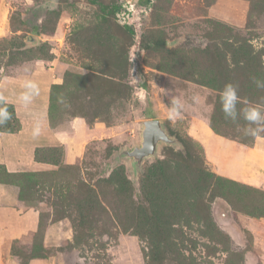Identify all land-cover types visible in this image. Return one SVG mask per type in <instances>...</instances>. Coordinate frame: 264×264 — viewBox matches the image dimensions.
I'll return each instance as SVG.
<instances>
[{"label":"rangeland","instance_id":"rangeland-1","mask_svg":"<svg viewBox=\"0 0 264 264\" xmlns=\"http://www.w3.org/2000/svg\"><path fill=\"white\" fill-rule=\"evenodd\" d=\"M41 1L10 0L0 78L29 75L41 61L60 64L69 79L54 101L42 105L44 95H36V119L21 120L4 100L13 114L0 133L19 134L28 146H5L8 161L14 159L0 164V186L17 207L39 212L43 231L62 224L55 248L40 247L41 232L20 264L39 252L58 254L59 264H264V190L217 174L190 134L203 124L243 146L264 139L245 133L242 116L226 119L219 97L232 82L238 85V111L247 102L264 105V89L253 82L264 81V0H234L248 5L242 26L211 17L218 0H152L137 31L119 15L133 4L132 16H140L139 0H98L120 8L113 16L88 0H60L34 33L25 17ZM28 35L39 43L26 49ZM150 37L179 41L145 51L140 44ZM138 89L148 92L150 106ZM173 96L185 101L183 118L175 122L165 114ZM12 97L16 102L18 94ZM145 119H162L170 134L189 144L191 158L163 148L158 159L144 163L136 194L125 163L107 168L115 152L139 141L138 123ZM37 123L45 134L33 137ZM75 123L88 134L76 165L66 162L55 135L76 129Z\"/></svg>","mask_w":264,"mask_h":264},{"label":"crops","instance_id":"crops-1","mask_svg":"<svg viewBox=\"0 0 264 264\" xmlns=\"http://www.w3.org/2000/svg\"><path fill=\"white\" fill-rule=\"evenodd\" d=\"M235 2L234 0L232 2L218 0L210 9L211 17L242 26L248 14V5H245L246 2L244 1H238V5ZM226 5L230 7L229 10L226 9ZM11 10L10 0H0V38L6 37L10 32ZM61 70L62 66L58 63L53 62L47 67L43 62L38 61L29 75L4 76L0 78V98L14 105L16 114L21 120L24 118L36 119L33 117L35 113L33 105H37V97L34 96L30 104L22 107L23 104L18 98L15 99L16 102L12 100L14 99L12 94L19 95L24 90L22 87L23 82L30 79L38 83L39 93L44 95L42 105L48 103L49 100H55L60 97L61 90L64 89V83L66 86L64 68ZM75 125L76 129L70 130L73 133L61 132L55 134L58 142L64 146L66 162L74 165L79 164L82 160V150L80 148L86 145V135H88L79 129L80 124L75 123ZM23 129L22 139L24 140L25 131L28 133V130ZM41 134L45 133L41 132ZM190 134L194 135V138L201 144L207 160L217 174L243 186L264 190V139L261 138L256 141L254 146L247 147L215 135L203 124L199 128L190 129ZM5 146L28 145L24 144V141L21 143L19 134L11 137L0 133V164L8 165L11 162L10 159L14 158H9L8 161ZM12 201V195L0 186V264H20V259L27 257L29 254L27 252H15L12 255V246L32 247L39 228V212L34 208L17 207ZM61 224V221H58L49 224L45 228L42 238L44 248L53 249L59 244L60 235L58 232L61 229ZM60 259L61 256L58 254L46 257L28 256L25 264H59Z\"/></svg>","mask_w":264,"mask_h":264},{"label":"water","instance_id":"water-1","mask_svg":"<svg viewBox=\"0 0 264 264\" xmlns=\"http://www.w3.org/2000/svg\"><path fill=\"white\" fill-rule=\"evenodd\" d=\"M60 0H42L39 3L31 6L26 13L25 22L33 27L38 26V20L45 16L48 12H53L58 9ZM71 1V0H68ZM177 40L166 41V47H173L178 43ZM39 43V39L33 35H28L25 38V48H32ZM140 99L144 104L149 103V94L144 89L137 91ZM139 141L131 148H122L114 153L112 161L109 164L107 171L117 166L120 163H125L132 179L136 194L139 193L138 179L139 174L143 171V165L147 161L158 159L160 152L165 147H171L179 150L180 153L186 155L184 145L179 141L176 135L169 133L162 119H145L138 123Z\"/></svg>","mask_w":264,"mask_h":264},{"label":"clouds","instance_id":"clouds-1","mask_svg":"<svg viewBox=\"0 0 264 264\" xmlns=\"http://www.w3.org/2000/svg\"><path fill=\"white\" fill-rule=\"evenodd\" d=\"M253 82L258 89H264V81L254 78ZM22 87L24 90L19 93L18 100L27 106L32 102L33 97L39 94V85L33 80L26 79ZM219 97L221 111L226 119L235 122L238 116H242L248 125L245 128L247 135H251L254 138L264 136V105L247 102V106L238 111L237 105L240 101L238 85L232 82L225 83L219 93ZM184 107L185 101L180 96L171 97L169 103L165 105L166 118L171 122L182 119ZM11 119L12 113L9 112L3 98H0V126L6 124ZM40 132V125L37 123L32 128L33 137H38Z\"/></svg>","mask_w":264,"mask_h":264},{"label":"trees","instance_id":"trees-1","mask_svg":"<svg viewBox=\"0 0 264 264\" xmlns=\"http://www.w3.org/2000/svg\"><path fill=\"white\" fill-rule=\"evenodd\" d=\"M89 1V3L90 4H92V5H94V6H96L97 8H98V10L104 15V16H113V15H115L119 10H120V8L118 7V6H111V5H106V4H103V3H101V2H99L98 0H88ZM152 0H139V4H141V5H146V6H149V7H151V2ZM249 11V10H248ZM38 31V29H37V27H33L32 28V32H34V33H36ZM166 42H165V39L164 38H162V37H150V38H148V39H143L142 40V43L140 44V46L145 50V51H156V50H159L160 48H164L165 47V44ZM66 79H69V77L67 76V78H65V80ZM66 86H67V83H66ZM66 86H65V89H63V90H66ZM56 100V99H55ZM51 101H54V100H51ZM146 107L147 106H150V104L148 103V104H146L145 105ZM9 112L10 113H12L13 114V110H9ZM150 118H152V117H150ZM2 126H7L6 124H4V125H2ZM2 126H0V128H1V130H3L2 129ZM211 129L214 131V132H216V133H218L220 136H223V137H225V138H227V139H229L225 134L223 135V134H220L212 125H211ZM7 130V129H6ZM178 139H179V141L184 145V147H185V150H186V155H183L182 153H180L179 152V156L182 158V159H184L185 161H188L190 158H191V153H190V148H189V144L185 141V140H183L182 138H180V137H178ZM244 145H246L247 147H252V145L251 144H247V142H244L243 143ZM201 149H202V147H201ZM202 151H203V149H202ZM2 166L0 165V168H1ZM6 191H8L7 190V188H6ZM44 231H45V229H44ZM44 231H43V229H41V219H40V221H39V228H38V231H37V234H36V237H37V235L39 234V233H41L42 232V234H41V248L44 250V249H46V248H44L43 247V245H42V238H43V235H44ZM35 244H36V239H35V243H34V245H32V247H30V246H24V247H22V250H24V251H18V252H27V253H29V251H31L30 249L31 248H33L34 246H35ZM16 250H17V248H16V245H13L12 246V248H11V254L12 255H14L15 254V252H16ZM46 256H48V255H42L40 252L37 254V255H33V256H30V257H46Z\"/></svg>","mask_w":264,"mask_h":264},{"label":"built area","instance_id":"built-area-1","mask_svg":"<svg viewBox=\"0 0 264 264\" xmlns=\"http://www.w3.org/2000/svg\"><path fill=\"white\" fill-rule=\"evenodd\" d=\"M130 7H124V10H123V12H121L119 17L122 16L124 18L123 20L125 21L123 23H125L127 26H130V25H131V27L133 26V30L137 31V29H139L140 25L142 24L140 17L143 18L145 15H147V12H149L151 10V7L146 6V5L145 6L144 5H139L137 7L136 14L137 15L141 14V15L140 16H136L135 18L132 16L133 4L130 5ZM133 9H135V8H133ZM130 15L132 16L131 19H130ZM128 21H130V22H128Z\"/></svg>","mask_w":264,"mask_h":264}]
</instances>
